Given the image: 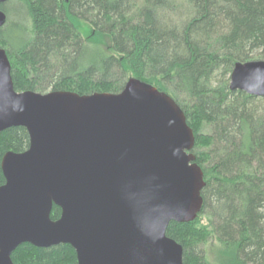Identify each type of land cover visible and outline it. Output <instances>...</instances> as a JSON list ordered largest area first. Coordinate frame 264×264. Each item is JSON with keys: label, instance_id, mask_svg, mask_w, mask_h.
Wrapping results in <instances>:
<instances>
[{"label": "trees", "instance_id": "16d2710c", "mask_svg": "<svg viewBox=\"0 0 264 264\" xmlns=\"http://www.w3.org/2000/svg\"><path fill=\"white\" fill-rule=\"evenodd\" d=\"M171 1L0 3L13 87L84 95L119 92L136 78L170 95L193 131L204 185L195 219L169 222L166 235L181 245L183 264H264V98L228 87L236 61L264 60V0H187L191 17L180 29L161 21ZM27 146L24 127L0 132V160ZM59 215L52 205L50 218ZM212 238L217 249L206 254ZM11 260L75 264L76 254L68 243L24 242Z\"/></svg>", "mask_w": 264, "mask_h": 264}, {"label": "water", "instance_id": "95a60500", "mask_svg": "<svg viewBox=\"0 0 264 264\" xmlns=\"http://www.w3.org/2000/svg\"><path fill=\"white\" fill-rule=\"evenodd\" d=\"M228 87L264 97V60L236 61ZM12 126L28 146L0 160V264L24 242L68 243L75 264H183L166 227L195 219L204 181L170 95L136 78L119 92L16 91L0 47V132Z\"/></svg>", "mask_w": 264, "mask_h": 264}, {"label": "rangeland", "instance_id": "374dc122", "mask_svg": "<svg viewBox=\"0 0 264 264\" xmlns=\"http://www.w3.org/2000/svg\"><path fill=\"white\" fill-rule=\"evenodd\" d=\"M191 9L188 5L187 0H173L171 1V7L167 10H163L160 14L161 21L165 25L175 26L180 29L184 22H186L191 17ZM84 38L87 37V32H83L82 35ZM87 39V38H86ZM257 97V96H255ZM264 98V97H260ZM259 105V104H258ZM203 223H205L204 218H202ZM215 240L212 238L209 241V244L205 247L206 254H209V249L216 248Z\"/></svg>", "mask_w": 264, "mask_h": 264}]
</instances>
